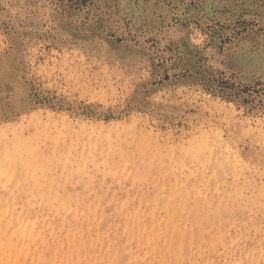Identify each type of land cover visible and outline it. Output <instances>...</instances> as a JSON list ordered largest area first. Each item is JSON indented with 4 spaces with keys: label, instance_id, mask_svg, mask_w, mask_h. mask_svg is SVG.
I'll return each mask as SVG.
<instances>
[{
    "label": "rangeland",
    "instance_id": "obj_1",
    "mask_svg": "<svg viewBox=\"0 0 264 264\" xmlns=\"http://www.w3.org/2000/svg\"><path fill=\"white\" fill-rule=\"evenodd\" d=\"M0 264H264V0H0Z\"/></svg>",
    "mask_w": 264,
    "mask_h": 264
},
{
    "label": "bare ground",
    "instance_id": "obj_2",
    "mask_svg": "<svg viewBox=\"0 0 264 264\" xmlns=\"http://www.w3.org/2000/svg\"><path fill=\"white\" fill-rule=\"evenodd\" d=\"M23 155V154H22ZM236 157H238L237 155H236ZM4 187V186H3ZM5 262H6V260H5ZM8 262V261H7Z\"/></svg>",
    "mask_w": 264,
    "mask_h": 264
}]
</instances>
